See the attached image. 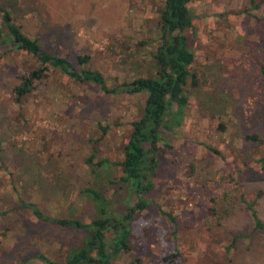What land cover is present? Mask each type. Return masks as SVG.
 <instances>
[{"label": "rangeland", "instance_id": "1", "mask_svg": "<svg viewBox=\"0 0 264 264\" xmlns=\"http://www.w3.org/2000/svg\"><path fill=\"white\" fill-rule=\"evenodd\" d=\"M0 7L46 52L74 64L76 55L90 56L88 67L110 88L155 75L150 53L163 0H0ZM191 11L195 79L183 123L167 139L171 149L157 154L154 204L135 216L131 251L110 264H264V231L224 251L253 225L241 198L256 202L264 222V0H192ZM34 67L25 53L0 61V264H47L39 255L60 261L82 239L38 221L22 203L88 222L98 205L82 190L92 187L107 209H124L120 167L96 164L122 160L147 97L105 94L51 68L17 105L12 89ZM252 135L262 143L247 141ZM91 156L93 167L85 163Z\"/></svg>", "mask_w": 264, "mask_h": 264}, {"label": "trees", "instance_id": "2", "mask_svg": "<svg viewBox=\"0 0 264 264\" xmlns=\"http://www.w3.org/2000/svg\"><path fill=\"white\" fill-rule=\"evenodd\" d=\"M191 4L192 0H163L157 21V44L150 53L155 69L154 77L137 78L112 88L108 87L100 72L88 67L90 56L78 54L74 64L67 57L46 52L37 39L28 37L15 24L13 17L0 7V46L3 47L0 61L8 53L16 52L25 53L36 62V67L23 71L18 76L19 83L12 89L15 104L21 105L25 98L33 94L51 68L78 84L96 85L105 94L147 95L143 111L131 123V131L122 148V160L110 162L103 159L96 164L97 167L104 164L120 167L122 175L116 182L120 189L126 191L127 201L121 213L113 208L107 209L105 199L92 187L82 190V193L91 195L98 205V215L88 222L48 215L35 203H22V207L38 221L61 229L72 228L83 235L80 243L65 250L60 261H52L39 255L45 263L110 264L113 259L131 251L135 216L154 204L149 196L155 188L154 177L159 166L157 154L162 149H171L167 139L183 123L188 103L186 86L189 78L195 79L190 71L194 54L187 35L194 28ZM246 140L262 143L256 135L246 136ZM93 158L91 156L85 160L89 167L94 166ZM241 201L249 210L253 225L244 234L234 235L229 245L224 247L225 253L235 248L239 238L249 239L256 232L264 231V222L255 209L256 202H247L243 198ZM156 207L160 214L174 224L175 220L170 214L158 205ZM211 211L214 212V208Z\"/></svg>", "mask_w": 264, "mask_h": 264}]
</instances>
